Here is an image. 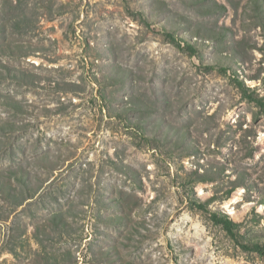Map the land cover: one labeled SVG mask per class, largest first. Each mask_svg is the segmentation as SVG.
Instances as JSON below:
<instances>
[{
  "label": "rangeland",
  "instance_id": "1",
  "mask_svg": "<svg viewBox=\"0 0 264 264\" xmlns=\"http://www.w3.org/2000/svg\"><path fill=\"white\" fill-rule=\"evenodd\" d=\"M259 98L264 0H0V264H264Z\"/></svg>",
  "mask_w": 264,
  "mask_h": 264
},
{
  "label": "trees",
  "instance_id": "2",
  "mask_svg": "<svg viewBox=\"0 0 264 264\" xmlns=\"http://www.w3.org/2000/svg\"><path fill=\"white\" fill-rule=\"evenodd\" d=\"M170 38H173V35L172 34H169ZM257 105L260 107V109H262L264 111V99H258L257 100ZM212 219L217 221V222H220L226 229L230 230L231 229V224L228 220L227 217H218L216 216L215 214L212 215Z\"/></svg>",
  "mask_w": 264,
  "mask_h": 264
}]
</instances>
